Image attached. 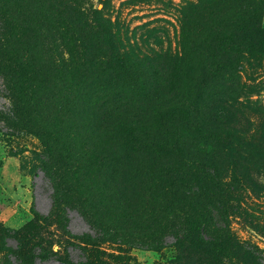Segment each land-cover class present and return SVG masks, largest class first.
I'll return each mask as SVG.
<instances>
[{
  "label": "rangeland",
  "instance_id": "rangeland-1",
  "mask_svg": "<svg viewBox=\"0 0 264 264\" xmlns=\"http://www.w3.org/2000/svg\"><path fill=\"white\" fill-rule=\"evenodd\" d=\"M230 12L264 27V0H0V264H264V54L237 90L186 73Z\"/></svg>",
  "mask_w": 264,
  "mask_h": 264
},
{
  "label": "trees",
  "instance_id": "trees-1",
  "mask_svg": "<svg viewBox=\"0 0 264 264\" xmlns=\"http://www.w3.org/2000/svg\"><path fill=\"white\" fill-rule=\"evenodd\" d=\"M260 17L261 12H246L244 14L243 12H230L229 15L217 14L216 20L209 25V29L207 27L200 33V43L202 45L200 55L203 57V60L197 68V73L191 72L189 67H187L186 73L192 78L203 76V79H205L207 76H217L218 81L221 80L223 85H227L232 90L240 88L239 73L243 67L240 61L242 55L254 54L259 56L264 54V27L259 21ZM206 30L207 33H205ZM200 86L206 88L208 85L204 81L201 82ZM228 96L229 94L225 91L217 94V111L221 116L225 113V106L222 102ZM215 130L218 131L217 129ZM200 132H202L201 129ZM96 234L97 237L103 239H117L101 228L96 230ZM141 245L137 244V247L152 248L156 246V244H152L153 246L151 247Z\"/></svg>",
  "mask_w": 264,
  "mask_h": 264
}]
</instances>
